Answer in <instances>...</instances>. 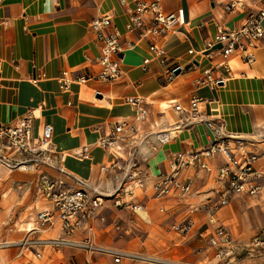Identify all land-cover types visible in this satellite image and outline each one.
I'll list each match as a JSON object with an SVG mask.
<instances>
[{
  "label": "crops",
  "instance_id": "1",
  "mask_svg": "<svg viewBox=\"0 0 264 264\" xmlns=\"http://www.w3.org/2000/svg\"><path fill=\"white\" fill-rule=\"evenodd\" d=\"M137 1L154 0H0V123L15 125L31 112L33 140L39 138L44 125L52 126V143L60 166L102 194L111 195L119 188L128 162L143 172L142 188L136 183L129 185L131 208L117 207L115 199L107 197L100 208L80 214V224L69 236L61 230L55 214L53 224L37 229L31 237L88 240L98 248L163 259L160 255L164 249L158 245L163 243L169 248L175 244L174 239L166 240L168 231L173 233L171 225L187 218L191 208L208 203L219 206L216 225L208 221L207 214L196 213L188 236L173 234L185 240L203 232L205 237L201 239L208 243L215 227L221 225L236 243L219 218V211L228 196L255 197L264 188V40L253 46L252 64L232 56L226 62L228 73L216 68L214 76L225 79L213 89L197 86L196 82L205 69L224 61L215 54L210 59L199 53L206 43L214 41L218 28L236 30L248 14L264 10V0H235L239 3L233 10L227 9L231 0H158L163 14L183 10L185 18L183 26L173 27L158 41L164 64L150 51L148 40L140 38L149 24L147 19L139 29H125ZM104 15L112 18L105 34L117 31L120 35L118 65L122 78L73 83L63 91L57 81L62 72L72 79L100 73L96 61L99 48L90 23ZM190 50L194 56L188 55ZM144 60H149L146 66ZM179 67L180 73L167 83L165 71ZM193 97L203 101L202 118L212 122L224 136L241 139L250 154L260 157L255 165L262 172L258 194L227 195V185L217 176L224 160L215 156L204 159L209 169L193 166L182 171L181 180L190 185L186 196L156 197L152 185L169 172L168 160L174 154L200 151L211 143V132L205 124L170 132L184 124ZM129 99H139L140 104L132 107ZM177 105L181 112L175 111ZM139 113H143L142 119ZM120 123L125 127L116 139L114 152L99 146V140L111 136ZM161 133L168 137L164 144L156 138ZM90 138L93 141L87 143ZM235 139L229 141L234 152ZM84 147L89 159L77 156ZM20 157L13 156L17 160ZM5 170L0 166V245L23 240L29 230L24 227L36 226L38 213L52 210V204L36 193V185L42 172L58 176L46 167ZM212 249L216 254L217 250ZM20 251L16 245L0 247V264H116L110 254L69 247L35 248L39 259ZM246 251L241 246L231 256L215 260L224 264H264V257L250 258ZM118 264L132 262L122 257Z\"/></svg>",
  "mask_w": 264,
  "mask_h": 264
},
{
  "label": "built area",
  "instance_id": "2",
  "mask_svg": "<svg viewBox=\"0 0 264 264\" xmlns=\"http://www.w3.org/2000/svg\"><path fill=\"white\" fill-rule=\"evenodd\" d=\"M54 2L56 0H53ZM77 1V0H75ZM238 1L231 0L227 7L233 10L238 6ZM149 21L148 26L140 34V38L149 42V49L155 54V57L161 61L164 52L158 46V41L165 37L168 32L175 26H183L185 23L183 10H178L176 14L165 15L161 12L158 0L154 1H137L132 16L125 26L127 32H132L143 26V21ZM112 18L110 15H104L94 19L90 23V29L95 35L96 43L99 48V55L96 59L101 67V71L96 76H82L72 79L67 72H62L57 79L63 91H68L70 85L78 83L85 84L89 80L95 79L101 82H111L120 80L123 73L119 69L118 55L122 52L119 46L120 35L117 31L111 34H105V30L110 27ZM264 10L256 13H250L245 18L243 24L236 30H224L218 28L214 41L205 44L203 55L207 58L213 54L221 56L224 61L221 65L205 69L201 77L197 80V86L215 88L219 82L224 81L223 76H214L215 70L221 67L228 73L226 62L232 56H238L244 63L252 64L254 62L253 46L256 42L264 40ZM189 56H194L195 52L188 51ZM163 64L165 61H161ZM149 60H144L146 66ZM189 62L188 66H191ZM180 68V67H179ZM181 70V68H180ZM175 78L174 69L165 71V80L167 83L172 82ZM202 100L193 97L189 103L187 116L184 124L177 125L188 127L194 124H205L211 132V143L203 150L191 152L188 154L177 153L169 160V172L160 176L158 181L152 185L157 198H164L169 195L186 196L190 190V185L181 180L182 171L193 166H199L201 169H209L204 161L205 158L220 156L224 160V165L218 168L217 176L220 183L227 185V195H249L254 196L261 191L259 180L262 178V172L256 169L255 165L259 161V156L250 154L244 145V142L238 138H229L224 136L212 122L202 118L200 106ZM128 103L132 107L140 104L139 99H129ZM176 112H181V107H175ZM32 113L26 114L15 125H5L0 123V166L12 171L23 167L34 166L37 168H50L58 173L53 178L47 173L42 172L36 185V193L44 197L52 204V210H44L36 216V226L27 230V237L17 243H5L0 247L16 245L20 247V253H33L37 259L40 254L35 250L41 246L49 248H82L90 251H98L114 256V262L120 263L122 257L131 262H144L148 264H170L163 259L144 256L139 253L125 254L107 248H98L93 246L88 240L73 241L68 237H59L56 239H34L32 234L39 228L53 224L55 214H57L61 230L69 236L80 224V214L88 209L94 211L103 205L105 198L115 199L114 205L122 208L132 207V189L131 183H136L139 188L143 187L140 176L142 171L133 162H128L126 171L123 176L122 184L113 194L105 195L89 186L88 182L66 172L59 164L56 158V149L52 143L53 128L50 125H44L41 135L36 140L31 138V121ZM139 118H143V113H139ZM125 124L120 123L114 129L109 137L101 138L98 145L104 147L109 152H114L116 148V139L124 131ZM157 140L164 144L168 137L161 133L156 136ZM235 139L236 150L231 148L229 141ZM264 154V153H262ZM21 156L20 159H14L13 156ZM78 157L89 159L88 149L86 147L79 150ZM225 200L222 205H226ZM219 206H212L208 203L195 206L189 210V216L184 220L171 225V230L178 236H188L193 229L194 221L192 216L196 213H205L208 215V221L216 225L215 213ZM204 238L205 234H199ZM210 247L217 250L216 259L223 256H231L232 253L241 248L230 237L224 226L215 227L213 234L208 239ZM247 249L246 254L250 258L264 257V226H262L252 240L242 247ZM24 252V253H23Z\"/></svg>",
  "mask_w": 264,
  "mask_h": 264
},
{
  "label": "rangeland",
  "instance_id": "3",
  "mask_svg": "<svg viewBox=\"0 0 264 264\" xmlns=\"http://www.w3.org/2000/svg\"><path fill=\"white\" fill-rule=\"evenodd\" d=\"M170 132H172V129H170ZM227 201L228 204L224 205L219 211V218L230 229L236 243L241 244L240 246L242 247L246 246L258 230L264 226V188H262V192L258 196H228ZM198 227L199 224L195 226L194 231ZM24 228L30 229L31 225L25 226ZM168 232L170 235L166 236V240L170 242L174 239L175 244L173 247L169 246V248L165 247L163 243L158 245L159 248L164 249V252L160 255L163 260L170 262V264H224L215 260V251L197 233L182 240V238L180 239L177 235L171 233L170 230ZM6 242L9 241L6 240ZM74 249L87 250L82 248ZM140 254L144 255L142 253ZM144 256L150 255L146 254ZM132 264L148 263L132 262Z\"/></svg>",
  "mask_w": 264,
  "mask_h": 264
},
{
  "label": "bare ground",
  "instance_id": "4",
  "mask_svg": "<svg viewBox=\"0 0 264 264\" xmlns=\"http://www.w3.org/2000/svg\"><path fill=\"white\" fill-rule=\"evenodd\" d=\"M230 87V86H229ZM172 110V109H171ZM169 114V113H168ZM176 114V113H175ZM172 115V114H171ZM167 118V117H166ZM173 122V121H172ZM177 129V126L175 127V128H172V132L173 131H175ZM52 136H53V134H52ZM93 140L90 138V139H88L87 140V143H90V142H92Z\"/></svg>",
  "mask_w": 264,
  "mask_h": 264
},
{
  "label": "water",
  "instance_id": "5",
  "mask_svg": "<svg viewBox=\"0 0 264 264\" xmlns=\"http://www.w3.org/2000/svg\"><path fill=\"white\" fill-rule=\"evenodd\" d=\"M180 73V68H176L174 70V75H178ZM218 85H222V83H218Z\"/></svg>",
  "mask_w": 264,
  "mask_h": 264
}]
</instances>
